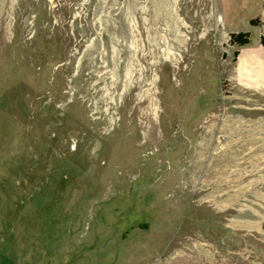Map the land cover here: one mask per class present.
<instances>
[{"label":"rangeland","instance_id":"374dc122","mask_svg":"<svg viewBox=\"0 0 264 264\" xmlns=\"http://www.w3.org/2000/svg\"><path fill=\"white\" fill-rule=\"evenodd\" d=\"M262 34L264 0H0V264H264Z\"/></svg>","mask_w":264,"mask_h":264},{"label":"trees","instance_id":"16d2710c","mask_svg":"<svg viewBox=\"0 0 264 264\" xmlns=\"http://www.w3.org/2000/svg\"><path fill=\"white\" fill-rule=\"evenodd\" d=\"M251 24L255 26H260L261 22L257 19H252ZM251 42L250 33L249 32H239V33H231L230 35V43L232 45H238L239 47H244ZM260 43L264 47V34L260 36ZM240 55L239 51H235L234 58L235 60Z\"/></svg>","mask_w":264,"mask_h":264}]
</instances>
